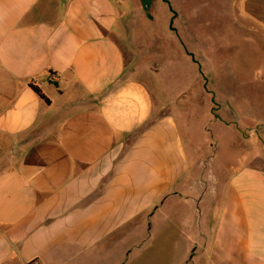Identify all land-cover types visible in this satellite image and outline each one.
I'll list each match as a JSON object with an SVG mask.
<instances>
[{
    "label": "crops",
    "instance_id": "0c3cea01",
    "mask_svg": "<svg viewBox=\"0 0 264 264\" xmlns=\"http://www.w3.org/2000/svg\"><path fill=\"white\" fill-rule=\"evenodd\" d=\"M127 2L0 0V264H264V173L215 200L133 76Z\"/></svg>",
    "mask_w": 264,
    "mask_h": 264
},
{
    "label": "rangeland",
    "instance_id": "374dc122",
    "mask_svg": "<svg viewBox=\"0 0 264 264\" xmlns=\"http://www.w3.org/2000/svg\"><path fill=\"white\" fill-rule=\"evenodd\" d=\"M127 1L133 76L147 85L156 114L180 122L198 166L215 158L220 202L235 172L264 173V0H168L175 29L165 1L148 11Z\"/></svg>",
    "mask_w": 264,
    "mask_h": 264
},
{
    "label": "water",
    "instance_id": "95a60500",
    "mask_svg": "<svg viewBox=\"0 0 264 264\" xmlns=\"http://www.w3.org/2000/svg\"><path fill=\"white\" fill-rule=\"evenodd\" d=\"M140 1H141V4H142L144 10L148 11V9H149V8L151 7V5H152V1H153V0H140ZM163 1H165V2L169 5V8H170V10H171L172 13H173V17H172V19H171V28L175 29V28L172 26V24H173L175 18L178 16V14L173 10V8L171 7L170 2H169L168 0H163ZM149 17H151V15H149ZM191 55H192V57H193V60L196 61V60L194 59V55H193V54H191Z\"/></svg>",
    "mask_w": 264,
    "mask_h": 264
},
{
    "label": "trees",
    "instance_id": "16d2710c",
    "mask_svg": "<svg viewBox=\"0 0 264 264\" xmlns=\"http://www.w3.org/2000/svg\"><path fill=\"white\" fill-rule=\"evenodd\" d=\"M32 88L43 98L46 100V102L50 103V99L44 94V92L42 91V89L35 85V84H31Z\"/></svg>",
    "mask_w": 264,
    "mask_h": 264
}]
</instances>
